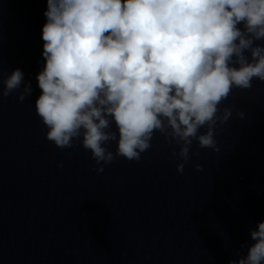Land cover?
<instances>
[{
  "label": "clouds",
  "instance_id": "1",
  "mask_svg": "<svg viewBox=\"0 0 264 264\" xmlns=\"http://www.w3.org/2000/svg\"><path fill=\"white\" fill-rule=\"evenodd\" d=\"M46 4L35 112L48 141L60 149L82 143L97 172L118 156L139 161L159 132L180 146L173 156L182 174L194 141L220 151L216 129L233 115L221 105L233 90L251 89L254 79L264 82V0ZM0 85V99L22 85L19 102L33 91L19 68L6 78L0 71ZM111 142L115 153L105 147ZM250 238L246 254L236 253L229 264H264V221Z\"/></svg>",
  "mask_w": 264,
  "mask_h": 264
}]
</instances>
